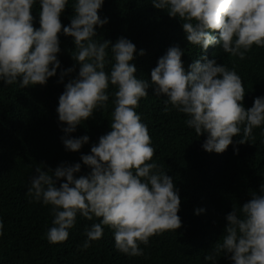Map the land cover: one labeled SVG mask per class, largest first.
I'll return each mask as SVG.
<instances>
[{"label":"trees","instance_id":"trees-1","mask_svg":"<svg viewBox=\"0 0 264 264\" xmlns=\"http://www.w3.org/2000/svg\"><path fill=\"white\" fill-rule=\"evenodd\" d=\"M0 264H264V0H0Z\"/></svg>","mask_w":264,"mask_h":264}]
</instances>
